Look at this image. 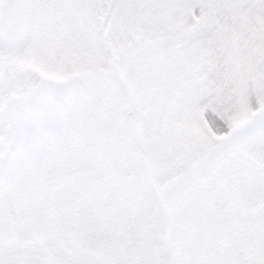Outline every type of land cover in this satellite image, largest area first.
Listing matches in <instances>:
<instances>
[{"label":"snow or ice","instance_id":"1","mask_svg":"<svg viewBox=\"0 0 264 264\" xmlns=\"http://www.w3.org/2000/svg\"><path fill=\"white\" fill-rule=\"evenodd\" d=\"M0 264H264V0H0Z\"/></svg>","mask_w":264,"mask_h":264}]
</instances>
